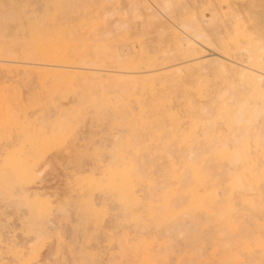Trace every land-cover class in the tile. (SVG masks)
<instances>
[{"label":"bare ground","instance_id":"bare-ground-1","mask_svg":"<svg viewBox=\"0 0 264 264\" xmlns=\"http://www.w3.org/2000/svg\"><path fill=\"white\" fill-rule=\"evenodd\" d=\"M132 1L135 7L142 4L147 9L149 6L145 2L147 0ZM152 5L154 10L149 8L153 12L148 10V15L152 14L153 20L165 24L169 30L166 38L168 37L170 51L167 53L170 55L167 57L166 53L163 57H144L137 55L134 48H128L127 52L124 50L115 57L118 69L86 66L88 72L61 71L58 68L63 66L56 60L54 63H39L0 59V64H4L0 65V72L7 78L6 81H12L5 86L8 91L0 92V105H8L6 112L3 115L0 113V138L7 135L8 122L16 120L14 124L24 139L20 147H8L0 151V201L8 206H25L27 210H24L28 212L30 221L38 222V226L40 223L55 224L53 221L58 217L56 215L63 210L60 207L61 199H56L57 195L44 185L51 162L49 154L59 151V157L63 155L64 160L74 156L83 158L87 154L78 148L75 135L88 122L105 121L112 133L117 130L118 136L114 133L116 136L110 139L113 141L112 149L94 154L91 168H83L81 163H77L69 189L70 195L77 198L76 208L84 221L86 239L92 240L104 232L110 216L111 200L116 203L114 209L117 206L136 223H141V210L144 209L149 221L156 226H166L168 233L175 234L173 237H178L176 233L179 234L189 223V228L194 225L190 228L192 231L195 226L196 232L201 228L205 237L194 239L195 246L191 244L189 249L195 248L196 253L201 248L204 253L198 251L199 255H190V264H204L208 261L235 264L238 260H244L247 264H264V87L260 82L264 45L259 37L260 19L264 15L262 0H216L213 4L214 14H221L225 25L222 28L221 25L218 26L220 30L214 35L208 32L199 17L191 23L177 22L175 16L168 12L169 7L173 9L169 6L172 4ZM225 6L227 11L223 12ZM246 10H250L249 15L244 14ZM234 17H240L243 23L254 24L256 34L249 36L238 30ZM205 44L216 46L222 54L216 58L205 57L201 47ZM167 58L176 59L180 63L160 72L138 71L144 63L155 65L160 59ZM52 66L58 68L48 69ZM30 81H36L41 88L31 97L30 88L22 94L15 85ZM94 86L101 88L99 96L92 93ZM214 86L218 88L213 89ZM26 93L29 94L27 99L23 97ZM193 100L196 101V114L201 121L209 119L203 113V109L207 108L211 118L220 119V127L201 123L195 140L187 137L183 145L176 143L172 148H165V144L174 137L178 122L171 121L168 111L161 106L165 103L175 104L176 108L172 111L183 108L187 114L191 112ZM70 103L74 106L64 108L65 104ZM12 104L22 106L17 118L10 108ZM26 106L32 107L34 114L40 113L31 119ZM21 118L23 123H20ZM30 130H33V135H27ZM79 137L81 139L82 136ZM84 137L86 138L85 135ZM237 141L239 151L224 150V143L235 144ZM98 142L100 143L99 140ZM24 146L28 148L25 149ZM151 146H154V153L165 160L160 165L163 179L159 184L152 176L146 178V169L143 168L142 158L151 154ZM100 147L103 148V144ZM58 176H62L61 173ZM63 177H66L65 174ZM146 186L153 188L151 192L145 189ZM54 192L58 193L57 187ZM81 206L98 207L103 209V213L98 217H86ZM11 208L14 211L16 209L14 206ZM113 215L115 220L119 216ZM116 225L114 226L118 227ZM31 226L30 233L34 231ZM45 227L47 229L51 226ZM107 227L109 226L106 225ZM49 229L48 232L53 231L52 228ZM166 230L164 232L167 234ZM3 232L0 226V264H20L21 261L37 258L43 261L40 247L38 252L33 253L32 247L26 248L27 243H19L16 240L18 237H5L7 233ZM144 232L136 237H131L130 232H124L118 237L115 247L117 253L112 256L113 262L110 258L111 264L165 263L169 248L165 242L160 241L164 234L159 235V239L154 236L155 233ZM183 235L179 234L180 237ZM108 238L111 243L115 240L112 234H108ZM28 243L33 242L30 240ZM25 250L29 255L22 254ZM176 253L179 256V252ZM98 256V253H89L86 259L97 264Z\"/></svg>","mask_w":264,"mask_h":264},{"label":"rangeland","instance_id":"rangeland-1","mask_svg":"<svg viewBox=\"0 0 264 264\" xmlns=\"http://www.w3.org/2000/svg\"><path fill=\"white\" fill-rule=\"evenodd\" d=\"M203 1L204 3H202ZM206 1L207 0H150L148 2L147 0L145 2L150 7L148 6V8L146 9V7H144L142 4L136 5V7L139 9L138 10L135 7V4L133 3L132 0H39V1L38 0H0V59H19V60H28V61H34V62H39V63H54V60H56L57 63H59V65L63 66V68L57 67L61 71L88 72L89 69H87V67L88 68L89 67H105V68L112 69V70L118 69L115 57L119 53H122L124 50L125 52H127L128 48L130 49L134 48L137 55H142L144 57H155V56L163 57L165 53L167 57L170 55L168 54L170 53L168 39H167L168 37L166 38V36L169 35L168 33L169 30L167 29V26L165 24H162L161 22L155 19L153 20V16L151 17L152 14L148 15L147 11L149 10L150 12H153L151 11L153 9L152 4H156V5L158 4V5L163 6V5H167L168 3H170L172 5H169V6H172L173 9L169 7L168 12L171 15L175 16L177 22L182 21L186 23H191L196 18L199 17V19L203 23L204 27L208 30V32L211 35H214L217 32V30H220L218 26L220 27L221 25V28H222V26L225 25V23H223L222 21L223 18L221 14L220 15L214 14L213 4L214 2H216V0H211V2L207 1V3ZM4 4L20 6L16 9V11L17 13L22 15L23 22L18 23V24H13L7 30H5L3 26V9H2V6ZM48 5H55L57 7H53L49 10L47 7ZM149 8H152V9L150 10ZM226 11H227V8L225 6L223 12H226ZM244 14L249 15L250 10L249 11L246 10ZM207 18L209 19L207 20ZM155 21H157V23ZM139 45L142 46V47L140 46L141 50L139 49ZM201 47H202L203 55L207 58L209 57L216 58V56L219 57L220 54H222V52L218 48H216V46H208L205 44V45H201ZM83 62H84L83 64L84 66L82 65ZM172 62L174 65L172 64ZM179 63L180 61L176 59L175 60L170 59V58L160 59L159 62L155 65H150L147 63L142 64L140 68L138 69V71L140 72H149V71L150 72H153V71L160 72L162 70H165L166 68L174 67L175 65ZM85 64H88V65H85ZM0 65H4V64H0ZM75 67H85L86 69L77 70L75 69ZM57 68L56 67L54 68L53 66L48 67V69H57ZM6 79L7 78L3 77L2 73L0 72V92H4L6 90L8 91V89L5 86L9 85L12 81H6ZM15 85L18 86L22 94L23 92H26L25 91L26 89L28 90V88H30L29 90L30 97L41 90L40 86L38 85L36 81L34 83L33 81L19 82V83H15ZM35 85H36V88H33L35 87ZM48 85L49 84H47V86ZM216 88H218V86L213 87V89H216ZM101 92L102 90L99 87L94 86L92 88V93L95 96H99ZM29 94L26 93L25 94L26 97L24 95L23 97L27 99L28 98L27 96H29ZM73 106L74 105L71 103L65 104L64 108H70ZM7 108H8V105L6 104L0 105V113L3 115L6 112ZM10 108H12V110L15 112L13 115L15 116V118H17V115L19 114L22 106L12 104ZM26 109H27V112L29 113L28 116L31 117V119L36 118L38 114L40 113L38 112L34 114L33 113L34 109L29 106H26ZM15 121L16 120L8 122V125H6L8 133L6 136L0 138V151H3L8 147L18 148L20 147L21 142L24 140L23 136L20 135V130L16 128V125L14 124ZM20 123H23V118L20 119ZM87 124H88L87 126L84 125L81 129L83 131L87 130L88 131V132L86 131L87 135L81 130H80V133L78 132L75 135V141L76 143H78L77 144L78 148L80 150H83L87 155H85L83 158L81 157L78 158L74 156L72 158H65L64 160L63 155L62 157H59L61 156V154H59V151H54L51 154H49V157L47 156L50 159V160L48 159L49 162L50 161L51 162L47 169L48 174L46 173V176L47 175L48 176L46 177L44 185L47 190L57 195L55 197L56 199H61L60 207L63 210L61 211V214L56 215L59 212L55 214L56 216H58V217L55 216L56 219L54 217L55 220L53 222L55 224L53 223L52 225L51 223L48 224L49 226H51L49 228L50 229L52 228L53 231L51 232V230L47 228L50 230L48 232V230L45 229L46 228L45 226L48 227V225L46 224L43 225L40 223L38 226V222L32 223L29 219L28 212L27 211L25 212V210H27L25 206L11 205L16 208L14 211V209H12L13 207L11 208L10 205L8 206L4 204L2 201H0V208L2 205V208L0 209V226H1L2 232L4 231L3 234L7 233L5 234L6 235L5 237L12 236L14 239L18 237L16 240L19 243H22V244L27 243L26 248L32 247L34 241L31 235L32 233H30L29 231V227L32 224L31 227L34 228V230L36 229L38 231L46 230V232L41 231L45 234L51 232L50 234H47L49 236L47 240L41 239L40 245H39V247L41 248V257L43 259L44 264H54V262H57V261L67 262V264H73V263L75 264L77 260H83V259L88 258L89 253H98L100 255L98 256L99 257L98 259L100 260L97 259L96 261L97 264L98 263L99 264H111V262H113V259H112L113 254L117 253V249H115L117 245L116 239L120 237L124 232H130L131 237H136V236H139L142 232H144L142 230H145L144 233H147V234L155 233L154 236L156 237H158L159 235L161 236L163 234L165 235V236L164 235L161 236V239L159 237L158 238L160 239L161 242H165L166 245L168 246L169 248L168 257L165 263L163 261H160L159 264H162V263L171 264V262L173 261H174L173 264H190L191 261L189 260V256L195 252L194 251L195 248H192V250L189 249L191 247V244L192 246H195L193 240L198 237H202V236L205 237L206 235L202 230H200L201 228H198L199 230V232L197 231L198 233L196 232L197 229L194 230V228H197L196 226L193 228V231H192L191 229H192V226L194 225H191L190 226L191 229H190L189 228L190 223H189V225H187V227H184V230H182L179 233L180 235H183V234L186 235L187 233L188 235H186V237L185 235H183L185 238L183 236H182L183 238L180 237L178 233H176V236L178 237H175V236L173 237V235L175 234L172 233L171 235V232L168 233V230H166V226H156L154 223L149 221L147 212L144 209H142L143 211L141 210V214H142L141 223H136V222L131 221L128 216H125L124 211L121 212L117 206H115L117 209L116 208L114 209V205H116V203L111 200L109 201V204L112 202L110 204L111 207L109 206L110 216L108 217V221L106 222L108 223L106 225L111 228L109 227L106 228V225H105L106 231L104 230L103 233H100L104 235V238L102 235H99L92 240H88L85 238L84 236L85 226L83 224L84 221L82 219V216L81 218L79 217L80 213L78 209L76 208L77 198H74L75 196L72 197L69 193V189H70V185L72 181V175L75 173V169L77 168L76 167L77 163L79 164L81 163L83 168L85 167L88 169V168L93 167L92 157H94V154L101 152L103 150H107V149H108L107 151H110V149H112L111 147H113L112 145L113 141L110 139H113L117 135L116 134L117 130H114L113 133L109 130L108 122H106L105 124V121L104 122L94 121L93 123L88 122ZM96 124L98 126L99 125L101 126L98 127ZM85 127L88 128L89 130L86 129ZM105 127L108 129L107 131ZM93 131L96 134H94ZM114 133L116 135H114ZM33 134H34L33 130H30V132L27 133V135H33ZM84 135L86 136V138L84 137ZM79 136H82L81 139ZM98 140L100 141V143L98 142ZM96 142H98V145ZM102 144H103V148L100 147ZM24 148L27 149L28 146H24ZM94 148L96 149L94 150ZM152 149H154V146L153 147L151 146L149 148V151L151 152V154L146 157L144 156L142 158L143 163L145 165V166L143 165V168L144 170L146 169L145 170L146 178L152 176L156 181H158L157 184H159V182H161V180L163 179L160 173V169L162 168L160 167V165L162 166L165 160L157 156V154L154 153L155 149L154 150ZM145 151L146 149L143 150V152ZM55 153H57L56 154L57 156L55 155ZM84 159H86L87 161L88 159L89 160L91 159V160L87 162ZM145 162L147 165L145 164ZM90 163H92V165ZM157 164H159V166ZM147 166L149 167L147 168ZM156 169L159 171H157ZM59 170H61V172H59ZM59 173H61L62 176H58ZM64 174L66 177H63ZM51 187L53 189H51ZM56 187L58 191V193L56 192L57 194L54 192V188L56 189ZM145 189L148 192H151L153 188L146 186ZM59 192H61V194H59ZM4 213H7V214H4ZM24 213L27 214L26 215L27 218L24 216L25 215ZM113 214H117V215L119 214L116 220ZM23 217L25 218V220ZM110 217H113V218H110ZM2 219L5 221H2ZM109 221H111L112 223ZM8 223L11 224V226ZM112 224L114 225L117 224L116 226L118 227H115L114 225L112 226ZM40 226L41 228H39ZM54 226H56L57 228ZM144 226L149 231L144 229ZM132 227L135 229H133ZM153 227H154L155 232L153 231ZM140 228L142 230H140ZM164 230L167 231V234L164 232ZM185 230H186V233H184ZM58 232L63 233L64 239L67 241L66 248L61 246L59 242L52 243L50 239L51 235L58 233ZM131 232H134V233H131ZM108 234L113 235V238L115 239L113 243L109 241ZM189 236L191 237L190 239L188 238ZM30 240L33 243H28L30 242ZM185 241H186L187 246L185 244ZM179 243H181V245ZM189 243H190V246L188 247ZM94 246L100 249L98 250L96 247L94 248ZM82 247L84 248L83 253L81 252ZM112 247L114 249H112ZM198 251L200 253H204V250H201V248ZM198 251L196 250V253ZM176 252H179V256H178V253ZM199 252L197 254L196 253L194 254L199 255L200 254ZM170 256L172 257L171 259L172 261L170 260L171 258ZM49 257L50 259H48ZM77 257L79 259H77ZM110 258L112 259L111 262H110ZM208 262H211V261H208ZM208 262L204 264H208Z\"/></svg>","mask_w":264,"mask_h":264},{"label":"snow or ice","instance_id":"snow-or-ice-1","mask_svg":"<svg viewBox=\"0 0 264 264\" xmlns=\"http://www.w3.org/2000/svg\"><path fill=\"white\" fill-rule=\"evenodd\" d=\"M20 7L18 5H8L4 4L2 6L3 9V26L5 30H7L11 25L22 23V15L17 13L16 9ZM48 9L50 10L53 7H57L55 5H48ZM262 8H264V0H262ZM234 22L237 26L238 30H242L246 35L254 36L255 33V27L254 24L249 23H243L240 17H234ZM259 37L261 44L264 45V15L261 16L260 19V31H259ZM260 82L262 87H264V61H262L260 65ZM191 112L185 114L183 108H178L176 111H172V109L176 108L175 104L168 105L167 103L163 104L161 107L168 111L169 113V119L173 122H178V129L175 130L174 137L169 140L165 144V148H172L176 143H180L181 145L184 144L185 139L187 137H191L194 140L198 137L200 132L201 123L205 125H211L213 127H220L221 121L219 118H211V113L209 109L205 108L203 109V113L205 116H208L209 119L206 121H201L200 117L196 114V101L193 100L191 102ZM264 115V113H262ZM71 139V136L69 137V140ZM223 148L225 151H231L233 149L239 151V141H237L235 144L226 142L223 144ZM81 211L83 212L84 216H93L98 217L102 215L103 209L95 207V208H89L85 206H81ZM262 211H264V199H262ZM33 237V253L38 252L39 245L41 239L47 240L48 237L45 233L34 230L32 232ZM51 241L53 243L59 242V244L63 247H67V241L64 239L63 233L58 232L53 234L50 237ZM84 248H81V252L83 253ZM23 255L27 256L29 255L28 251L25 250L22 253ZM20 264H43V261L40 259H33L30 261H21ZM54 264H67V262H54ZM75 264H94L93 261L83 259V260H77ZM208 264H216L215 261L208 262ZM235 264H247L244 260H238L235 262Z\"/></svg>","mask_w":264,"mask_h":264}]
</instances>
